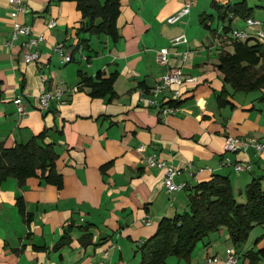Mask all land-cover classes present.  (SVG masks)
<instances>
[{
    "label": "crops",
    "instance_id": "0c3cea01",
    "mask_svg": "<svg viewBox=\"0 0 264 264\" xmlns=\"http://www.w3.org/2000/svg\"><path fill=\"white\" fill-rule=\"evenodd\" d=\"M241 1L253 8L252 17L264 19V0H194L190 13L173 24L167 19L184 0H120V37L113 40L80 30L88 20L74 0H26L19 20L32 27L33 35L45 38L38 60L27 63L22 43L28 37L12 40L15 6L0 0V144L13 148L44 133L43 141L53 144L56 168L63 176L62 188L40 175L23 185L15 177L0 184V264H139L142 242L155 233L163 217L189 209L188 195L198 182L227 176L234 194H241L253 179H264V154L252 147L225 150L228 135L264 140L263 91H235L217 70L220 53L232 48L223 27L245 26L239 17L221 26L213 3ZM205 14L212 16L208 26L201 22ZM52 18L57 24L50 28L47 22ZM182 33L188 41L171 47L169 66L160 64L159 50ZM253 36L251 43L264 44ZM58 44L71 54V61L65 62L56 51ZM187 50L182 99L174 112L164 115L160 105L146 100L160 76L179 66ZM79 72L95 80L98 72L103 78L117 73L115 97L91 96ZM224 88L229 94L220 105L217 96ZM55 89L63 90L66 101L42 110L40 94ZM171 95L166 90L157 99L165 104ZM17 98L24 113L18 111ZM140 145H145L143 152ZM151 154L180 169L174 181L184 189L167 191L164 170L147 161ZM236 163H250L251 169L237 172ZM18 198L24 200L23 213ZM226 231L210 234L204 244L211 246L213 238L219 241ZM63 236L69 241L57 246ZM263 247L261 242L245 254L240 251V261L264 264V257L250 263L246 255ZM183 263L192 264V259Z\"/></svg>",
    "mask_w": 264,
    "mask_h": 264
},
{
    "label": "trees",
    "instance_id": "16d2710c",
    "mask_svg": "<svg viewBox=\"0 0 264 264\" xmlns=\"http://www.w3.org/2000/svg\"><path fill=\"white\" fill-rule=\"evenodd\" d=\"M82 13L84 26L80 29L90 34H107L113 40L120 37L117 19L120 14V0H74ZM219 17L231 21L234 17L246 19L252 17L253 8L247 2L220 6L213 3ZM101 18L99 23L96 19ZM211 15L205 14L201 22L207 24ZM225 33L231 26L223 27ZM233 37V51H222L219 55L217 70L221 73L224 84H229L235 91L262 90L264 98V44L251 43ZM258 40V39H257ZM85 42V41H84ZM87 46V44L85 43ZM81 81L91 88V96L115 97L114 82L117 73L107 78L98 72L95 80L79 72ZM229 94L224 88L218 94L220 105L226 104L223 99ZM175 103L174 105H177ZM44 133L32 137L26 143L17 144L13 148H5L0 144V184L8 177H15L23 185L29 177L40 175L50 184L63 187V176L56 168L57 153L52 143H45ZM246 201L239 202L234 194L229 177L217 175L210 180L198 182L188 195L189 210L172 217H163L155 233L140 245L139 264H164L169 256L178 259H191L197 242L210 234L225 228L235 246H241L248 240L255 225L264 224V179L255 178L245 188ZM20 211H25L24 200L18 198ZM27 221L30 220L26 214ZM69 237L63 236L57 246L67 243ZM87 239V235L81 238ZM258 240V239H257ZM238 254V252H236ZM250 263H256L264 257V247L247 251Z\"/></svg>",
    "mask_w": 264,
    "mask_h": 264
},
{
    "label": "built area",
    "instance_id": "2783aa9c",
    "mask_svg": "<svg viewBox=\"0 0 264 264\" xmlns=\"http://www.w3.org/2000/svg\"><path fill=\"white\" fill-rule=\"evenodd\" d=\"M11 4L15 6V10L11 13L13 19V29H12V40H15L19 36H27V40L22 43L23 47V60L25 62H32L38 60L40 56L39 47L44 42V35H33L32 27L26 23H23L19 20V15L22 12H25L27 9L26 0H8ZM194 0H184L182 8L175 14L168 17L167 21L169 23H176L181 20L185 15L189 14ZM248 26L257 27V33L251 34L247 30H234L233 38L238 40L246 41L250 39L251 36L259 39H264V22L260 19L254 17H248L244 19ZM57 21L52 18L47 22L48 27L52 28L56 26ZM188 41L187 36L182 33L171 39V45L169 47H163L158 52V61L162 65L169 66L171 47H177L179 44L186 43ZM11 44V42H10ZM56 51L60 52L63 56L65 62L71 61V54L64 52V45L58 44L55 47ZM189 57V51H183L180 55L181 64L179 66L169 67L168 71L162 74L155 86L152 88V97L146 100L148 105L158 106L160 105L161 112L166 115L168 113L174 112L176 109L175 103H178L183 96V82L185 80V75L183 73V65L187 62ZM74 91H77L78 88H73ZM169 90L172 92V95L165 104L159 103L157 96ZM66 99L63 96L62 89L55 90H44L39 96L40 108L42 110L49 109L53 102L64 103ZM15 104L18 105L19 113H24V107L21 104V99L17 98L14 100ZM252 147L257 153L264 154V140H256L245 137H235L228 135L225 138V150L226 151H246ZM138 150L143 152L145 150V145H140ZM147 161L151 166H158L164 170V186L169 192L179 191L185 188L184 184H178L174 181L176 175L180 173V169L174 167L173 165L167 164L162 159H158L156 155L147 156ZM229 159H226V163H229ZM234 169L237 172L247 171L251 169L250 163H236L234 164ZM150 223V220L147 221ZM210 263H216L219 261L218 258L214 257L212 260H208ZM225 264H247L245 261L240 262V258L235 250L230 248L226 249V254L224 257Z\"/></svg>",
    "mask_w": 264,
    "mask_h": 264
},
{
    "label": "rangeland",
    "instance_id": "374dc122",
    "mask_svg": "<svg viewBox=\"0 0 264 264\" xmlns=\"http://www.w3.org/2000/svg\"><path fill=\"white\" fill-rule=\"evenodd\" d=\"M253 1L254 0H251V2H253ZM261 11H264V9L261 8ZM260 15L263 16L264 12H260ZM239 18L241 19V21H243V25L245 26V28L242 29L240 26H237L236 23H234L233 26H231V30L227 33V34H229L230 37H233L232 34H233L234 30H239V31H242V30L248 31L249 30V32L251 34L257 33V30L251 26H248L243 18H241V17H239ZM217 19L220 21V24L222 26L223 20L221 18H217ZM260 20L264 22V19H260ZM262 41L264 42V39H262ZM250 42H252V41H250ZM231 47L232 48L230 49V52H232L234 49L232 45H231ZM262 101H264V100H262ZM247 138L260 140L259 137H256L254 135L248 136ZM235 196L239 202H245L246 198H247L245 191H243V193H241V194L237 191L235 193ZM258 234H259V238H258V240H256V235L258 236ZM214 237H216V236H214ZM204 239H206V237ZM204 239L198 241L196 246L193 249V252L191 254L192 264H207V263L209 264L210 262H207V259L212 260V258H214V257L218 258L219 261H223L224 258H222L223 257L222 254H223V252H225V254H226L227 248L235 250L238 253L240 251H241V253H243V251H245L243 253V254H245L246 249L248 247H250L251 245H253L255 247L258 243L264 242V224L255 225L249 234L248 240L245 243H243V245H241V246H235L234 245L233 241L231 240V238L229 236L228 231H226L225 236L220 237L219 241H217L215 238H213V242L211 243V246H209V247H207V245L204 244V242H203ZM244 248H245V250H244ZM256 250H257V248H256ZM208 254H210V255H208ZM137 256L138 257L136 259L138 260L140 258V253H138ZM240 256H241V254H240ZM172 259H175V260H172ZM180 260H181L180 262L182 264H184L183 262L187 261L186 258H181ZM172 261H175V262L171 263ZM177 261H178V258L176 256H169L166 258V261L164 264H176ZM134 262L135 261L132 260L133 264H134ZM216 263H213V264H216Z\"/></svg>",
    "mask_w": 264,
    "mask_h": 264
}]
</instances>
